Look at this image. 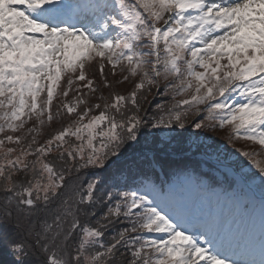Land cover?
Instances as JSON below:
<instances>
[{"label": "snow or ice", "instance_id": "obj_1", "mask_svg": "<svg viewBox=\"0 0 264 264\" xmlns=\"http://www.w3.org/2000/svg\"><path fill=\"white\" fill-rule=\"evenodd\" d=\"M0 179L17 264H264V0H0Z\"/></svg>", "mask_w": 264, "mask_h": 264}, {"label": "trees", "instance_id": "obj_2", "mask_svg": "<svg viewBox=\"0 0 264 264\" xmlns=\"http://www.w3.org/2000/svg\"><path fill=\"white\" fill-rule=\"evenodd\" d=\"M107 68L105 69V72L107 73ZM96 79L97 83H99V71L97 69L96 71ZM111 79V78H110ZM117 91H123L122 88H117ZM155 92V89H153V93ZM105 94H107V91L105 90ZM163 97L159 96H153V94H148L147 99L143 102L145 107H152L156 103H159ZM206 135L211 136L213 140L216 143H222L223 139L220 137L217 133H207ZM57 168L58 169H65L66 170V176L67 179L65 181V188L62 190V193L64 195L68 194H73L76 191L82 190L81 187V180L78 178L77 174L73 171L71 174H67V169L69 167H74V165H70L67 160H65L64 163H57ZM103 175L104 173H100ZM82 175V174H81ZM16 177H13V180H15ZM29 179V176H25L24 180L27 181ZM4 188V180L0 179V198H2L4 195H7L3 191ZM63 197H57L55 200H53L50 204V208L53 207V205H58L59 201ZM104 211V207H100L98 209V214L102 213ZM54 213L50 212L48 214V219H51V215ZM41 216V213L36 212L31 219L33 220H38ZM19 219L22 227L19 229L8 227L3 231L2 235V240L3 241H8L9 243L11 242H18V243H23L24 244V249H25V254H22L19 257V264H39L38 261V247L36 246V233L32 232L31 234L28 233L27 231V223L28 220L24 218V213L20 212L17 213L15 208H13V220ZM12 222H9L11 224ZM38 227V226H37ZM111 231V230H110ZM63 249H58L57 255H61L63 253ZM15 254L11 253L6 245V243L0 242V264H17L16 260L14 259Z\"/></svg>", "mask_w": 264, "mask_h": 264}, {"label": "rangeland", "instance_id": "obj_3", "mask_svg": "<svg viewBox=\"0 0 264 264\" xmlns=\"http://www.w3.org/2000/svg\"><path fill=\"white\" fill-rule=\"evenodd\" d=\"M45 17H48L45 15ZM40 19V18H39ZM189 207L191 208L192 210V214L195 218H197L198 216L201 215L202 212H204L206 215H207V211L206 209H203L200 207L199 204L195 203V202H189Z\"/></svg>", "mask_w": 264, "mask_h": 264}]
</instances>
